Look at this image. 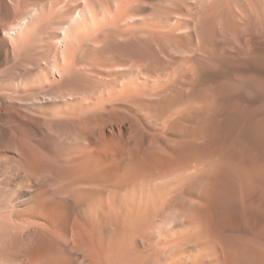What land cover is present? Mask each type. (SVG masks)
Segmentation results:
<instances>
[{"label":"bare ground","instance_id":"obj_1","mask_svg":"<svg viewBox=\"0 0 264 264\" xmlns=\"http://www.w3.org/2000/svg\"><path fill=\"white\" fill-rule=\"evenodd\" d=\"M0 264H264V0H0Z\"/></svg>","mask_w":264,"mask_h":264}]
</instances>
